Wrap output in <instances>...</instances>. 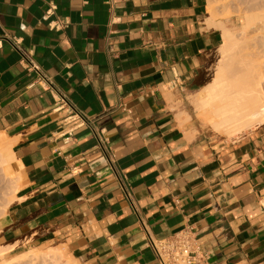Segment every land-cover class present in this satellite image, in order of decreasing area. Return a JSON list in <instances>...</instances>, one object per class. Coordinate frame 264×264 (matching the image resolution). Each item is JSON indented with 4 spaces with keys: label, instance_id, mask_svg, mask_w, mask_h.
<instances>
[{
    "label": "crops",
    "instance_id": "obj_1",
    "mask_svg": "<svg viewBox=\"0 0 264 264\" xmlns=\"http://www.w3.org/2000/svg\"><path fill=\"white\" fill-rule=\"evenodd\" d=\"M226 28L208 0H0V134L21 167L0 246L18 256L55 244L74 264H158L148 233L191 227L197 264H264V129L214 143L181 108ZM13 41L105 131V150L57 110Z\"/></svg>",
    "mask_w": 264,
    "mask_h": 264
},
{
    "label": "rangeland",
    "instance_id": "obj_2",
    "mask_svg": "<svg viewBox=\"0 0 264 264\" xmlns=\"http://www.w3.org/2000/svg\"><path fill=\"white\" fill-rule=\"evenodd\" d=\"M208 1L210 17L216 21H225L227 26L225 33L230 32L228 35L231 36L229 41L231 42V44H233L232 41L237 42L236 44H234V46L232 45L233 47H236L235 45H237V48L231 47V50L233 48L231 54L235 55V57L231 55L230 56L231 58L233 57V59H230V56L228 57V55L230 54V50L228 51L229 54L222 53L223 55H221V52H219L221 50L219 49L224 44L218 50L210 53V55L207 57L206 64L201 71V76L197 85L183 93L181 108L184 111L187 110L194 118V124L198 127L200 135L204 138V140L221 144L236 143L242 139L237 140V138L233 135L223 137L219 134H216L215 132L213 133V128L211 127L212 129H210L211 112H209V109V111L207 110L210 115V117H208V114L206 115L207 108L205 109V111H202V109L204 108H201L202 106L199 104L201 100L199 99H201V95L204 94V91L206 92V89H209V86L211 85V83H213V77H215L214 75H216L215 72H217V67L219 65H222L220 64L222 60L223 64L232 63L235 65L234 62L236 60L238 61V63L241 62L242 57L240 56L242 55L244 60L249 59L250 61L252 60L253 62H255V64H257L258 66L260 65L258 68L262 67L260 69L261 72L264 73V0ZM238 56L239 58H237ZM242 64V66H244V63ZM236 65L238 66V64ZM239 66L241 67V63ZM198 106L201 109H197L196 107ZM196 109L200 110L201 112L197 111ZM202 112H204L203 114L207 116V120L209 121L206 120V117L204 115H201ZM201 116L205 119L203 120ZM248 118L251 119V122L258 120L261 121L264 125V113L260 109L250 110L248 112ZM203 122L206 123L204 124ZM260 129H264V126ZM3 135L4 134H0V138H3ZM1 154L5 159L4 163L0 164V219L7 213L8 208L10 204H12V201L15 199L16 193L20 187V172L15 169L10 174L7 171H4V168L7 169L8 167L13 165L11 154L5 149H3ZM45 248L55 250L57 249L56 251H58L59 253L58 257L60 256L57 263L74 264V262L68 256L67 252L61 246H57L55 244L28 248L27 250L23 251V254L18 256H11L7 253L8 250H5L0 246V264H52L50 261L39 262L36 260H32L30 257L33 252L39 253V251L41 252L45 250ZM23 255H25V257H21ZM23 258H26L25 261H22Z\"/></svg>",
    "mask_w": 264,
    "mask_h": 264
},
{
    "label": "bare ground",
    "instance_id": "obj_3",
    "mask_svg": "<svg viewBox=\"0 0 264 264\" xmlns=\"http://www.w3.org/2000/svg\"><path fill=\"white\" fill-rule=\"evenodd\" d=\"M224 29L225 28H223V31ZM229 33H225V35L223 34L222 39H224V45L219 49L221 50L219 52L223 55L222 53L227 54L230 50L228 57L230 55L235 57L231 52L233 48H237V45H235L236 47H233L237 42L232 41L233 44H231L229 41L231 37L228 35ZM231 47H233L232 50ZM231 56L230 59H233ZM240 57L243 58L242 55ZM237 58H239V56ZM242 58L240 63L243 68L239 66L240 63H238L237 60L234 62L235 65L232 63L223 64L222 60L220 63L222 65L217 67V72L214 71L216 73V75H214L216 78L213 77V83H211V85L209 84V89H206V92L204 91V94L201 95V99H199L202 102H199L202 106L201 108H204L202 111H205L207 108L206 111L209 109L210 111H208L211 112V117L208 111L206 112V115L208 114V117H210L211 125H209L210 129L213 128V133L215 132L223 137L233 135L237 140L243 139L247 135L252 134L264 126L261 121L257 120L251 122V119L248 118V112L253 109H260L264 113V73L261 72L260 68L262 67L258 68L260 65L258 66L255 62L252 60L250 61L249 59L244 60L243 58L242 61ZM242 63H244V66H242ZM236 64H238L239 68ZM199 106L196 108L199 109ZM203 113L204 112H202L201 115H204L207 120V116ZM204 119L205 118H203V120ZM3 149L11 154L13 162V165L7 169L4 168V171H7L9 174L14 169L20 172L21 167L11 150V144L5 139V137L0 138V164H3L5 159L1 154ZM56 250L45 248V250L41 252L39 251V253L33 252L30 257L32 260L39 262L50 261L52 264H59L57 262L59 261L58 258H60V256L58 257L59 253ZM25 255L21 257H25ZM25 259L26 258H23L22 261H25Z\"/></svg>",
    "mask_w": 264,
    "mask_h": 264
},
{
    "label": "built area",
    "instance_id": "obj_4",
    "mask_svg": "<svg viewBox=\"0 0 264 264\" xmlns=\"http://www.w3.org/2000/svg\"><path fill=\"white\" fill-rule=\"evenodd\" d=\"M56 7L52 5L45 13V18L50 20L55 14ZM69 26L68 19L55 20L49 22V28L54 31H61ZM14 47L21 55V64L37 74L38 79L45 85V90L50 91L57 97L56 102L59 104L57 110L65 109L68 111V119L76 121L78 127H89L98 139L99 146L105 150L107 140L104 138L105 131H98L94 122L66 96L59 93L53 86L51 78L42 72L40 67L34 61L32 52L24 51L20 48L18 41H13ZM128 198L133 201L132 196L127 194ZM148 247L153 250L158 264H197L198 263V241L199 237L196 231L189 227L170 235L163 239H154L148 233Z\"/></svg>",
    "mask_w": 264,
    "mask_h": 264
}]
</instances>
